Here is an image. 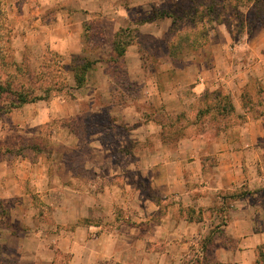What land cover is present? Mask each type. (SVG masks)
<instances>
[{"label":"rangeland","instance_id":"obj_1","mask_svg":"<svg viewBox=\"0 0 264 264\" xmlns=\"http://www.w3.org/2000/svg\"><path fill=\"white\" fill-rule=\"evenodd\" d=\"M188 1L6 0L9 66L39 73L55 53L60 90L18 108L0 98V264H133L126 255L144 250L165 252V264H215L216 246L264 233V132L250 144L246 128L264 115V0H223L210 21L194 26L180 18ZM66 37L82 51L62 53ZM75 57L93 63L80 89L66 71ZM210 69L223 75L226 87L215 90L231 97L236 115L223 132L209 124L201 139L191 131L163 142L158 114L193 119L197 99L211 91L192 96L191 85L204 74L210 81ZM154 83L178 97L179 109L159 104ZM225 135L233 147L218 142ZM242 135L246 147L238 145ZM229 159L236 161L230 184L215 172L227 171ZM176 172L174 194L163 196ZM78 212L76 222H64ZM190 217L202 226L139 244L155 226L168 230ZM90 225L101 228L86 231ZM263 260L264 244L255 264Z\"/></svg>","mask_w":264,"mask_h":264},{"label":"trees","instance_id":"obj_2","mask_svg":"<svg viewBox=\"0 0 264 264\" xmlns=\"http://www.w3.org/2000/svg\"><path fill=\"white\" fill-rule=\"evenodd\" d=\"M221 1L223 0H189L184 14L180 18L193 24V26L199 21V18L203 21L209 18L208 21H210V17L214 15ZM6 19V0H0V98L3 96L12 98L10 101L12 108L46 100L44 96L49 97L51 93L59 92L60 90L57 72L52 70V55L58 58L59 56L49 51L47 57L44 58L42 69L39 73H33L28 67H21L17 63H11V66H9L6 55L3 53V44L6 43L10 34ZM119 35L120 33L117 32L113 41V51L117 58L122 57L125 52L118 41ZM86 38V40H89L88 36ZM186 40H194L193 32L190 33ZM170 56H174L172 51H170ZM92 66L93 63L84 57L72 58L66 71L72 75L75 89L84 87L87 74L93 68ZM11 68L14 71L11 72ZM46 76L47 79H45ZM43 81H47L45 86L42 85ZM39 93L43 95H39ZM197 101L198 106L193 119L188 118L185 111L175 114H166L164 112H160L161 115L158 114L163 123L157 121L154 124L160 127V136L163 142H178L189 136L191 131H199L197 138L201 139L206 136L202 134L203 128L209 124H222L223 129L221 128L220 132H223L227 127L225 121L236 115V108L231 97L221 91L206 92ZM259 114L261 116V113ZM164 120L168 122H164ZM30 148H33V151L35 150L34 147ZM47 152L51 153V151ZM186 221L198 222L200 219L196 220L190 217ZM205 248L203 245L202 250Z\"/></svg>","mask_w":264,"mask_h":264},{"label":"crops","instance_id":"obj_3","mask_svg":"<svg viewBox=\"0 0 264 264\" xmlns=\"http://www.w3.org/2000/svg\"><path fill=\"white\" fill-rule=\"evenodd\" d=\"M221 30V29H220ZM79 41V39H78ZM63 42V50H61L62 53H80L82 51V44L80 43H72V41L70 40L69 37L64 38ZM59 48V44L56 45ZM56 47V49H57ZM131 57V61H134V68L137 70H141V65H140V58L138 56V54H133L130 56ZM127 58V56H126ZM167 67L164 68L163 70H172V68ZM129 71V74L131 73V68L127 69ZM210 71V76L211 79L210 81L205 80V76L206 74L203 75V78L200 79V81H194V83L191 85V92H192V96H196L199 97L202 93L206 92V91H212L217 89L218 87H222L225 88L226 86H224L223 82V75H221L220 70L218 69H210L208 70ZM167 72V71H166ZM221 76V77H220ZM227 88H230V83L229 81H225ZM154 89L155 92L154 94L158 95V100H159V104H163L165 105V107L167 108L168 105L167 104H171L174 105V107H177L176 109H179V104L180 101L178 99V97L176 95H173L172 93H166V92H162L161 88L158 87V85L156 83H154ZM27 105V104H26ZM180 108H182L180 106ZM50 117V112L48 111V117ZM43 122V121H42ZM264 122V115H261L257 120L254 121V123L252 124H248L246 126V128H248V130H250L248 133L250 134V138H251V142L250 144L253 143L254 140L258 139L259 137L262 136L263 132H264V124L262 123ZM150 123V122H149ZM140 127L144 126L146 127V124H142L139 125ZM151 126V125H148ZM137 130H140V128L138 127ZM135 132V131H134ZM231 138L228 137L227 135L222 136V139L219 138L218 142H224V145H226V147H233L232 143H231ZM239 140L241 143V146L246 147L248 146L245 142V135L242 137L240 136L238 139V145H239ZM183 141V140H182ZM218 142H214V146L217 145ZM233 142H235L233 140ZM196 143V141L194 142ZM185 145V143H183ZM237 144V143H236ZM243 144V145H242ZM213 145V144H212ZM163 147V146H161ZM184 147V146H183ZM235 147V146H234ZM233 156V154H232ZM228 163V168L227 171L223 172L220 168L221 167H216L215 172L218 175H221V178H225L224 180H227V182L230 184L233 172H229V169H232L236 167V161L235 160H226V161H222V163ZM165 164H167V162H165ZM197 164H199V162L194 161L192 162V165H194V167L197 168ZM179 171V170H178ZM178 173L176 172V175L174 176V181L171 182L172 184L168 187V191H166L165 193H163V196H168L171 194H174V186L176 184H179L178 181ZM176 183V184H175ZM175 184V185H174ZM17 187V186H16ZM17 189V188H16ZM17 192H21L20 188L18 190H16ZM78 196H80L81 198H84L85 193L82 191H77L75 192ZM80 216H82L81 212H78V214L75 217V220L71 221V220H64V222H76ZM203 222L199 221V222H190L189 224L186 225V223H184L183 225L181 224H176V225H172L169 227V229L167 230L165 228L164 225H157L154 227V231L153 234H149L148 239H139V244H148V240L149 242H153L156 240H159L160 236H161V232L162 231H166L169 232L170 236H174V238L179 236V228L181 226H187L188 228H194L196 230L197 226H202ZM101 228L99 225L95 226V225H90L89 227H87L86 231H91L92 229H99ZM148 233V232H147ZM95 237V236H94ZM264 244V233H255L253 234L252 237H250V239L245 240V239H240V238H236L234 241H231L229 244L227 245H218L214 248V250L212 251V257L215 260V264H255L256 262V253H257V249L258 247L262 246ZM166 254L164 253H154V252H147L146 250H144L142 252V255L139 257L136 256H128L126 255V262H132L133 264H141L143 263V261L145 263H148L150 261L148 260H152L151 264H165L166 263ZM259 264H264V260L261 261Z\"/></svg>","mask_w":264,"mask_h":264}]
</instances>
